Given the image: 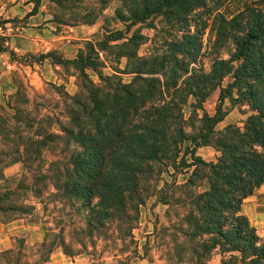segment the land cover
<instances>
[{
  "label": "trees",
  "instance_id": "16d2710c",
  "mask_svg": "<svg viewBox=\"0 0 264 264\" xmlns=\"http://www.w3.org/2000/svg\"><path fill=\"white\" fill-rule=\"evenodd\" d=\"M229 1L127 0L128 16L116 12L126 23L125 29L107 30L98 47L87 42L74 58L60 61L52 51L40 55L39 60L50 57L54 63L71 65L79 83L74 95L57 91L66 105V122L47 116L55 119L62 134L51 130L52 121L35 137L24 138L23 154L37 145L35 153L39 155L41 147L58 138L74 145L68 163L56 169L59 174L51 182L56 191H46L43 184L37 196L45 191L50 197L83 200L84 220L91 234L114 225L133 241L132 230L143 199L141 183L152 179L159 166V173L171 177L179 173V165L194 166L185 182L172 177L157 192L159 201L182 210L174 212L176 220L169 225L186 239V259L207 264L217 248L222 255L220 264H264V238L241 213L243 200L264 180V0H237L235 9L225 13L221 9ZM208 2L214 8L205 17H196V11L207 8ZM151 14L162 15L166 22L173 21L183 29L180 36L164 40L167 49L139 55L145 37L136 31L128 33L132 25ZM208 26V43L215 55L205 70L198 60ZM222 50L227 57L221 56ZM4 51L15 57L0 37V52ZM103 53L114 56L107 58ZM121 58H126L124 69L109 65L119 64ZM107 67L113 73L104 74L102 69ZM87 70L97 74L98 82ZM120 74L135 76L123 82ZM226 76L232 80L222 86ZM217 87L221 102L226 97L246 101L252 113L242 126L228 124L217 129L226 115L219 106L214 116L204 113L201 127L187 134L182 112L187 97L202 103ZM185 141L191 145L179 156ZM203 145L217 148L216 161L206 162L195 155V149ZM187 155L192 162H187ZM194 177L206 183L204 190L197 188ZM11 193L9 189L4 196ZM58 243L72 254L65 238L60 237ZM53 245L49 244V251ZM122 251L125 261L121 264H128L130 255Z\"/></svg>",
  "mask_w": 264,
  "mask_h": 264
},
{
  "label": "rangeland",
  "instance_id": "374dc122",
  "mask_svg": "<svg viewBox=\"0 0 264 264\" xmlns=\"http://www.w3.org/2000/svg\"><path fill=\"white\" fill-rule=\"evenodd\" d=\"M237 4V0H230L221 10L229 13ZM126 5L127 0H0L1 42L15 53L13 57L9 51L0 52V264H121L125 261L124 254H120L124 249L130 255L128 264H193L183 252V247L188 245L186 239L169 225L176 220L174 212L182 210L159 201L157 192L164 181L171 182L172 177L178 183L185 182L194 166L179 165V173L175 172L172 177L159 173V166L152 179L141 183L143 199L132 230V241L123 232L119 233L114 225L91 234L84 220L87 211L82 210L83 200L50 197L45 191L37 196V189H42L43 184L47 185L46 191H56L51 182L59 174L56 169L68 163L73 144L58 138L41 147L39 155L35 153L37 145L30 146L28 153H22L25 136L35 137L52 121L51 130L62 134L55 119L47 116L66 122V105L57 91L74 95L78 90L77 71L71 65L54 63L50 57L39 60L40 55L52 51L60 61L74 58L87 42H94L98 47L107 30L125 29L126 23L117 18L116 12L120 10L128 16ZM213 8L214 4L208 2L207 8L196 11V17H205ZM182 27L173 21L166 22L162 15L151 14L132 25L128 34L136 31L143 35L145 38L138 53L149 55L167 49L164 40L180 36ZM208 30L209 26L198 60L205 70L215 55L208 43ZM158 48L162 49L157 51ZM27 54L30 56L24 60ZM103 55L114 56L113 53ZM221 56L227 57L223 50ZM109 65L124 69L126 58H121L119 64L110 62ZM86 72L98 82L94 71ZM102 72L113 73L110 67L103 68ZM134 76L120 74L123 82H129ZM144 76L159 77V74ZM231 80L226 76L222 86ZM219 94L217 87L202 103L193 96L187 97L182 105L187 134L192 135L201 127L204 113L214 116L219 106L226 115L217 123V129L228 124L243 125L252 113L251 105L229 97L221 102ZM233 95L236 97V90ZM190 145V141L183 142L179 156ZM219 154L212 145L195 149V155L206 162L216 161ZM185 159L192 162L190 155ZM168 170L173 172V168ZM195 180L199 190L206 188L204 181ZM9 189L12 193L5 197L4 193ZM121 236L126 239H120ZM60 237L65 238L66 247L72 254L66 253L58 243ZM52 242L54 245L49 251ZM221 258L216 248L207 264H220Z\"/></svg>",
  "mask_w": 264,
  "mask_h": 264
},
{
  "label": "crops",
  "instance_id": "0c3cea01",
  "mask_svg": "<svg viewBox=\"0 0 264 264\" xmlns=\"http://www.w3.org/2000/svg\"><path fill=\"white\" fill-rule=\"evenodd\" d=\"M241 213L248 218L256 233L264 237V180L243 200Z\"/></svg>",
  "mask_w": 264,
  "mask_h": 264
}]
</instances>
